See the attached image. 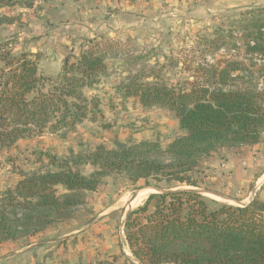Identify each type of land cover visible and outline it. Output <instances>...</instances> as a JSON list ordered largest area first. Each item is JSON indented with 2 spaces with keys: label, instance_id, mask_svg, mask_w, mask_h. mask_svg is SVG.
<instances>
[{
  "label": "trees",
  "instance_id": "16d2710c",
  "mask_svg": "<svg viewBox=\"0 0 264 264\" xmlns=\"http://www.w3.org/2000/svg\"><path fill=\"white\" fill-rule=\"evenodd\" d=\"M35 1L0 0V5L31 7ZM237 17L226 35L217 31L215 38L201 39L206 53L222 51L221 59L205 63L200 57L194 69L183 65L193 81H163L156 66L143 64L141 74L116 88L121 98H134L142 108L172 112L182 133L178 138L165 150L141 141L114 149L97 146L86 156L45 155L44 168L22 174L0 193V246L67 218L84 203L85 193L95 192L102 178L113 173L131 185L164 184L162 190L169 192L150 194L127 213L123 234L130 257L121 252L122 263L115 258L93 264H264V201L255 197L231 206L169 186L199 188L193 174L213 153L262 140L264 63L253 57H264V6ZM10 24L11 18L0 17V30ZM17 42L15 37L0 39V149L45 132L64 138L84 120L101 116V101L82 91L107 77L111 42L102 46L99 39H88L77 56L63 61L55 79L38 73V53L15 52ZM240 49L248 61L236 58ZM85 164L95 168L88 175L80 169Z\"/></svg>",
  "mask_w": 264,
  "mask_h": 264
},
{
  "label": "rangeland",
  "instance_id": "374dc122",
  "mask_svg": "<svg viewBox=\"0 0 264 264\" xmlns=\"http://www.w3.org/2000/svg\"><path fill=\"white\" fill-rule=\"evenodd\" d=\"M263 6L264 0H36L31 7L0 5V17L12 19V24L2 26L0 39L15 37V52L38 53V73L42 76L55 79L63 61L77 56L88 39L114 47L105 58L107 77L82 91L86 97L101 101V116L95 121L84 120L64 138L45 132L1 148L0 193L13 187L22 174L44 168L46 156H86L97 146L114 149L141 141L157 143L165 150L182 134L174 114L142 108L134 98H121L117 86L127 77L141 74L143 64L156 66L163 81H193L183 65L194 69L201 63L200 57L213 63L223 56L222 51L209 56L201 39L215 38L213 32L217 31L226 35L229 23L240 13ZM236 58L248 61L249 56L240 49ZM253 59L264 63V57ZM176 60L177 66L173 64ZM80 169L88 175L95 168L85 164ZM196 172L197 189L232 200L206 196L218 203L242 206L255 197L264 201V133L254 146L218 150ZM169 186L171 190L187 189ZM166 187L160 184L157 189ZM150 188L156 187L145 186L143 181L131 185L122 176L108 174L95 192L85 193L84 203L73 208L70 216L31 237L8 241L0 250L9 254L39 244L44 255L39 264H93L115 258L122 263L121 252L130 257L124 242V219L154 193Z\"/></svg>",
  "mask_w": 264,
  "mask_h": 264
},
{
  "label": "crops",
  "instance_id": "0c3cea01",
  "mask_svg": "<svg viewBox=\"0 0 264 264\" xmlns=\"http://www.w3.org/2000/svg\"><path fill=\"white\" fill-rule=\"evenodd\" d=\"M41 244V243H40ZM39 245V244H38ZM36 244H30L24 249L15 250L9 254L3 253L0 250V264H39L44 259L39 247ZM42 256V258H41ZM41 258V261L39 259Z\"/></svg>",
  "mask_w": 264,
  "mask_h": 264
},
{
  "label": "water",
  "instance_id": "95a60500",
  "mask_svg": "<svg viewBox=\"0 0 264 264\" xmlns=\"http://www.w3.org/2000/svg\"><path fill=\"white\" fill-rule=\"evenodd\" d=\"M150 191L154 192L153 194H158V193H165V192H169V191H164L162 189H157V188H150L149 189ZM176 190H180V191H192V192H195L203 197H211V198H217V199H221L223 201H232L226 197H223L222 195H219L218 193H214V192H210V191H206V190H200V189H197V188H183V189H176ZM173 191V190H172Z\"/></svg>",
  "mask_w": 264,
  "mask_h": 264
}]
</instances>
